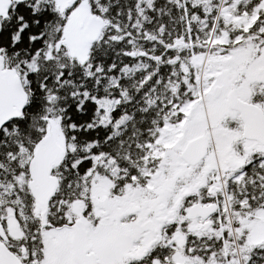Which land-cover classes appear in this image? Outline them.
<instances>
[{"label":"snow or ice","instance_id":"obj_1","mask_svg":"<svg viewBox=\"0 0 264 264\" xmlns=\"http://www.w3.org/2000/svg\"><path fill=\"white\" fill-rule=\"evenodd\" d=\"M0 264H264V0H0Z\"/></svg>","mask_w":264,"mask_h":264}]
</instances>
